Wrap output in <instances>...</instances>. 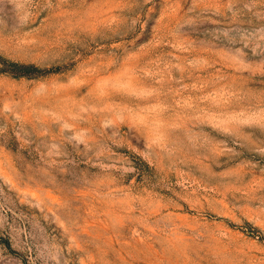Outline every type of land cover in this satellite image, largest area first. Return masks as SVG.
Returning <instances> with one entry per match:
<instances>
[{
	"label": "rangeland",
	"instance_id": "1",
	"mask_svg": "<svg viewBox=\"0 0 264 264\" xmlns=\"http://www.w3.org/2000/svg\"><path fill=\"white\" fill-rule=\"evenodd\" d=\"M0 264H264V0H0Z\"/></svg>",
	"mask_w": 264,
	"mask_h": 264
}]
</instances>
